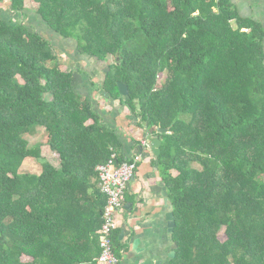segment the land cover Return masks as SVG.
Instances as JSON below:
<instances>
[{
    "label": "trees",
    "instance_id": "1",
    "mask_svg": "<svg viewBox=\"0 0 264 264\" xmlns=\"http://www.w3.org/2000/svg\"><path fill=\"white\" fill-rule=\"evenodd\" d=\"M32 14L107 62L94 90L154 129L176 220L168 264H264V27L230 0H0V264H98L96 168L130 161ZM39 128L57 165L30 144ZM32 160L41 171L25 170Z\"/></svg>",
    "mask_w": 264,
    "mask_h": 264
},
{
    "label": "crops",
    "instance_id": "2",
    "mask_svg": "<svg viewBox=\"0 0 264 264\" xmlns=\"http://www.w3.org/2000/svg\"><path fill=\"white\" fill-rule=\"evenodd\" d=\"M230 1L241 16L252 18L264 27V0ZM73 67L82 71L79 93L92 99L106 127L120 129L122 154L129 160L139 158L125 207L117 214L118 225L114 235L118 242L126 246L121 254V264H168L174 245L167 227L166 214L173 211V204L158 169L153 166L156 156L151 149V140L154 138L149 132L146 134L143 129L135 128L137 120L129 106L108 98L100 91L94 94V76L100 71L104 72L108 67L107 62H78ZM100 101L102 106L99 104L98 108L97 103Z\"/></svg>",
    "mask_w": 264,
    "mask_h": 264
},
{
    "label": "built area",
    "instance_id": "3",
    "mask_svg": "<svg viewBox=\"0 0 264 264\" xmlns=\"http://www.w3.org/2000/svg\"><path fill=\"white\" fill-rule=\"evenodd\" d=\"M139 164L136 157L129 162L118 165L116 156L97 166L100 191L106 196L103 211V224L100 229L101 253L98 264H121L113 250V234L117 229V214L124 209L131 181L134 180Z\"/></svg>",
    "mask_w": 264,
    "mask_h": 264
},
{
    "label": "rangeland",
    "instance_id": "4",
    "mask_svg": "<svg viewBox=\"0 0 264 264\" xmlns=\"http://www.w3.org/2000/svg\"><path fill=\"white\" fill-rule=\"evenodd\" d=\"M3 15L7 19L8 18H15V19L18 18L19 19V17H16V14L9 12V11H6V12L3 11ZM31 16L32 18L34 17V19L32 20H33V23L35 24V28L39 32H41L43 35H45L46 37L54 41L56 53L59 56L64 69L68 70L73 65H76V64L78 65V62L95 61V59L93 58L91 59L87 58L83 60L82 57L79 55V53H77L76 51L77 44L73 40L68 39L67 41H63L58 35L52 32L48 27H45V24H43V21L39 15L32 14ZM146 45H147V40L144 38V36L140 38L139 43L133 44L134 48L138 49L139 51H144ZM112 61L114 60L110 58V62ZM102 77H103L102 71H100L98 74L96 73V75L94 76L93 83L95 84L93 85V92L96 95L97 93L94 89L96 88V86H98V83H101ZM97 104H98L97 107L99 108V106L101 105V101ZM28 139L30 141L31 146L38 144V143L43 145L42 147L43 156L46 159H48L51 163L55 165L59 163L58 156L55 153H53L51 149L48 147V144H47L48 137L44 129L39 128L37 131V134L34 137H31ZM24 167L27 168L25 170L27 171L30 170L31 172L41 171L42 169L41 164L36 160H32L31 162L25 163ZM222 238L224 239V236H222Z\"/></svg>",
    "mask_w": 264,
    "mask_h": 264
},
{
    "label": "water",
    "instance_id": "5",
    "mask_svg": "<svg viewBox=\"0 0 264 264\" xmlns=\"http://www.w3.org/2000/svg\"><path fill=\"white\" fill-rule=\"evenodd\" d=\"M109 70V67H106L104 69V72H108ZM118 88H120V92L123 96H127L129 94V87L128 85L120 82L118 83ZM160 133H163L165 132V130L163 129H159L158 130ZM154 132V129H150L149 130V135H152V133ZM160 146H161V143L159 141V139H152L151 140V149H152V152L155 154V156H159L160 155ZM166 220H167V227H168V230L170 232V234H173L174 233V230L176 228V220H175V215H174V211H170V212H167L166 214ZM124 234H122L123 236ZM171 257L174 258L175 257V252H172L171 254Z\"/></svg>",
    "mask_w": 264,
    "mask_h": 264
}]
</instances>
